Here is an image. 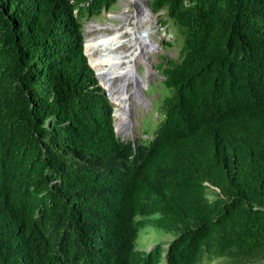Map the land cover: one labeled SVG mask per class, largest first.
<instances>
[{
	"label": "trees",
	"instance_id": "obj_1",
	"mask_svg": "<svg viewBox=\"0 0 264 264\" xmlns=\"http://www.w3.org/2000/svg\"><path fill=\"white\" fill-rule=\"evenodd\" d=\"M116 1L0 0V264H264V0H150L183 38L132 147L83 37Z\"/></svg>",
	"mask_w": 264,
	"mask_h": 264
},
{
	"label": "rangeland",
	"instance_id": "obj_2",
	"mask_svg": "<svg viewBox=\"0 0 264 264\" xmlns=\"http://www.w3.org/2000/svg\"><path fill=\"white\" fill-rule=\"evenodd\" d=\"M144 4L146 5L147 16H144L143 18L147 21V26L149 25V28L152 29L153 33V35L147 40V45L152 46V51L150 53L148 52L146 56L147 61L142 62L138 59L136 63L137 73L135 71L134 74L135 76L137 74V78L135 79V82L132 83V85L136 87L138 82H141L142 86H140V90L138 91L141 95L140 98L138 95V97L135 95L131 96L130 108L132 109V118L130 117L129 123L125 125L128 130H130V132L128 135L123 134L122 131L116 132V135L126 144H130L131 147L133 146V144L137 143V141L138 143H144L146 140L151 139L153 137L155 128L162 120L163 114L161 113L160 100L169 92L166 87L162 85L163 74L158 66L165 58L177 60L180 49V41L183 38V36L179 34L175 28H173L171 22L166 27H162V25H160L159 19H157V15L153 13L150 7V0H146ZM140 5L141 3H139L138 1L117 0L110 10L103 11L98 16L84 19L82 21L84 45H87V30L93 23H101V25L103 26L110 27V32H114V29L119 27L120 25L123 26L124 24H126V26H132L133 24L134 26V23L136 21H139L138 16H136L135 18L128 17L129 20L125 22L123 17L121 16V13L125 10H129L130 13L134 14L136 12V7L138 8L140 7ZM124 28H126L125 25L122 27L123 31ZM92 34L95 35L96 32H92ZM122 38L124 40H128H126V44H124L119 50L124 51L125 53L131 52L133 49L131 43L133 34L131 32L129 33L125 31L122 34ZM87 55L89 57L88 62L90 61L89 64L92 65L90 66L93 67L96 72H98L97 68L93 64V57L89 49H87ZM126 85V89H130L132 87L130 83ZM104 88L103 89L110 94V91L107 90L105 84ZM110 97L111 98H109V101L112 107L114 105L112 118L116 119V122L120 123L117 116L119 108L118 103L116 101V98L112 97L111 95ZM113 113H115V115ZM114 116H116V118ZM174 235V233L164 232L163 230L157 229L153 225H147L144 228H141L139 231V235L135 243L136 250L146 251L147 249L152 248L158 244L162 245V248H165V244L168 243V241L171 240ZM200 264L229 263L227 262V259H216L212 262L204 260ZM250 264H262V262L256 261Z\"/></svg>",
	"mask_w": 264,
	"mask_h": 264
},
{
	"label": "bare ground",
	"instance_id": "obj_3",
	"mask_svg": "<svg viewBox=\"0 0 264 264\" xmlns=\"http://www.w3.org/2000/svg\"><path fill=\"white\" fill-rule=\"evenodd\" d=\"M133 1L141 3L140 7H136L134 14L130 13L129 10H125L121 13V16L125 22L129 18L138 16L139 21H136L134 26L133 24L132 26L124 24L126 28L123 31L122 27L124 25H120L114 29V32H110V27L103 26L101 23H93L89 29L87 28V49L92 54L93 64L97 68L98 72L96 74L100 79V83L105 84L107 90L110 91V95L116 98L119 107L117 116L120 123L114 120L115 127L117 131H122L125 135H128L130 132L125 125L129 123L130 117L132 118V109L130 108L131 96L138 95L139 98L141 97L138 92L140 86H142L141 82L136 83V87L132 85L137 78V74L136 76L134 74L135 71L137 73L136 63L138 59L142 62L147 61L146 56L148 52L152 51V46L147 45V40L153 35L152 29L149 28V25L147 26V21L143 18L147 16L146 5L144 4L146 0ZM125 31L133 34V38L131 39L133 49L131 52L126 53L119 50L126 44V40H128L122 38V34ZM92 32H96V34L93 35ZM128 83L132 86L130 89H126V84ZM107 93L109 94V92Z\"/></svg>",
	"mask_w": 264,
	"mask_h": 264
},
{
	"label": "water",
	"instance_id": "obj_4",
	"mask_svg": "<svg viewBox=\"0 0 264 264\" xmlns=\"http://www.w3.org/2000/svg\"><path fill=\"white\" fill-rule=\"evenodd\" d=\"M88 63H89V62H88ZM89 65H90V64H89ZM94 74H95L96 78L99 80L98 75L96 74L95 71H94ZM98 82H99V81H98ZM98 85H100L102 88H104V85H103L102 83L100 84V82H99ZM105 92H106V90H105ZM106 95H107L108 98H110V94H108V93L106 92ZM113 126H114V131L117 132V131H116V127H115V122H114V121H113Z\"/></svg>",
	"mask_w": 264,
	"mask_h": 264
},
{
	"label": "clouds",
	"instance_id": "obj_5",
	"mask_svg": "<svg viewBox=\"0 0 264 264\" xmlns=\"http://www.w3.org/2000/svg\"><path fill=\"white\" fill-rule=\"evenodd\" d=\"M92 68V67H91ZM113 121H114V119H113ZM115 122V121H114ZM116 131H117V129H116ZM115 132V131H114ZM116 133V132H115ZM120 139V138H119ZM121 140V139H120ZM122 141V140H121ZM138 142V141H137ZM135 144H133V146H134ZM151 248H149V249H147V250H150Z\"/></svg>",
	"mask_w": 264,
	"mask_h": 264
}]
</instances>
